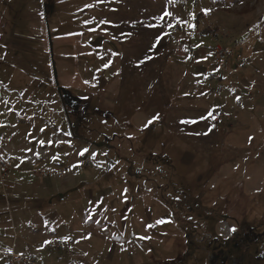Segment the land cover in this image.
<instances>
[{
    "label": "rangeland",
    "instance_id": "374dc122",
    "mask_svg": "<svg viewBox=\"0 0 264 264\" xmlns=\"http://www.w3.org/2000/svg\"><path fill=\"white\" fill-rule=\"evenodd\" d=\"M0 153L1 253L264 264V0H0Z\"/></svg>",
    "mask_w": 264,
    "mask_h": 264
},
{
    "label": "built area",
    "instance_id": "2783aa9c",
    "mask_svg": "<svg viewBox=\"0 0 264 264\" xmlns=\"http://www.w3.org/2000/svg\"><path fill=\"white\" fill-rule=\"evenodd\" d=\"M10 165H11L10 160L4 159L0 153V189L1 188L3 189L5 186L4 178L8 173ZM62 247H63V242L55 238L50 239L45 244V249L49 251H53L55 249H61ZM0 255L3 259L2 264H47L42 258H40L39 256L33 253L21 254L13 250L9 253L0 252Z\"/></svg>",
    "mask_w": 264,
    "mask_h": 264
},
{
    "label": "crops",
    "instance_id": "0c3cea01",
    "mask_svg": "<svg viewBox=\"0 0 264 264\" xmlns=\"http://www.w3.org/2000/svg\"><path fill=\"white\" fill-rule=\"evenodd\" d=\"M6 186H7V189H9V194H11L10 193V187L11 186L9 184H6ZM0 193H2V192L0 191ZM2 194H4L5 197H7L8 190H7V193H5L3 191ZM2 201H3V199H2V196L0 195V210L3 208V205H4V203ZM39 236H41V238ZM53 238L58 239L55 237V235H22V239H23L25 245L27 246L24 248V253H34L33 250H35V248H37L42 242L45 241L44 243H47V241H49L50 239H53ZM61 252H63V250ZM64 252H66V251H64ZM61 261L62 260H60V263H61ZM2 262H3V259H2V257H0V264H2ZM73 263L74 262H71L70 264H73Z\"/></svg>",
    "mask_w": 264,
    "mask_h": 264
},
{
    "label": "trees",
    "instance_id": "16d2710c",
    "mask_svg": "<svg viewBox=\"0 0 264 264\" xmlns=\"http://www.w3.org/2000/svg\"><path fill=\"white\" fill-rule=\"evenodd\" d=\"M211 243L209 242L208 246L211 250H213L212 252V258H215V261H217L218 263L222 262L223 259H224V254L226 253V248H225V245L222 243H220L219 245H210ZM217 252H220V254H218Z\"/></svg>",
    "mask_w": 264,
    "mask_h": 264
},
{
    "label": "snow or ice",
    "instance_id": "6c2138e0",
    "mask_svg": "<svg viewBox=\"0 0 264 264\" xmlns=\"http://www.w3.org/2000/svg\"><path fill=\"white\" fill-rule=\"evenodd\" d=\"M91 6H92V5H89V7H91ZM207 11H208V10H205L206 13H207ZM166 15H170V13H166ZM150 123H151V122H150ZM41 143H43V142H41ZM84 152H87V149H84V150L80 153V155H83ZM37 155H39V154L37 153ZM162 222H163V221H158V223H162ZM149 227H152V226L149 225ZM232 231L235 232V229L233 228Z\"/></svg>",
    "mask_w": 264,
    "mask_h": 264
}]
</instances>
